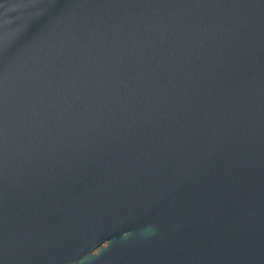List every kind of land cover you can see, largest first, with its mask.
<instances>
[{"label":"water","instance_id":"water-1","mask_svg":"<svg viewBox=\"0 0 264 264\" xmlns=\"http://www.w3.org/2000/svg\"><path fill=\"white\" fill-rule=\"evenodd\" d=\"M0 264H264V0H0Z\"/></svg>","mask_w":264,"mask_h":264},{"label":"flooded vegetation","instance_id":"flooded-vegetation-1","mask_svg":"<svg viewBox=\"0 0 264 264\" xmlns=\"http://www.w3.org/2000/svg\"><path fill=\"white\" fill-rule=\"evenodd\" d=\"M104 246V245H103ZM102 247V246H101Z\"/></svg>","mask_w":264,"mask_h":264}]
</instances>
